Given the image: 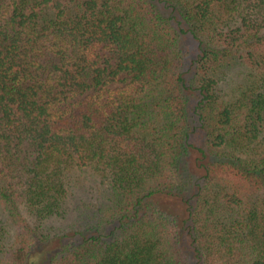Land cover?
I'll return each instance as SVG.
<instances>
[{
  "label": "trees",
  "instance_id": "16d2710c",
  "mask_svg": "<svg viewBox=\"0 0 264 264\" xmlns=\"http://www.w3.org/2000/svg\"><path fill=\"white\" fill-rule=\"evenodd\" d=\"M0 264H264V0H0Z\"/></svg>",
  "mask_w": 264,
  "mask_h": 264
},
{
  "label": "rangeland",
  "instance_id": "374dc122",
  "mask_svg": "<svg viewBox=\"0 0 264 264\" xmlns=\"http://www.w3.org/2000/svg\"><path fill=\"white\" fill-rule=\"evenodd\" d=\"M244 73L243 68L240 66H234L227 75V82L222 83V85L226 88H229L230 86L234 85L235 83L239 82L241 79L242 75ZM72 188V192H73ZM87 196V195H86ZM71 200L73 203H75V195L71 197Z\"/></svg>",
  "mask_w": 264,
  "mask_h": 264
}]
</instances>
